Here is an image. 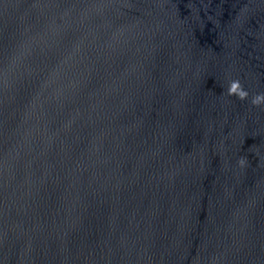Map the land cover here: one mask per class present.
I'll use <instances>...</instances> for the list:
<instances>
[{"label":"water","instance_id":"95a60500","mask_svg":"<svg viewBox=\"0 0 264 264\" xmlns=\"http://www.w3.org/2000/svg\"><path fill=\"white\" fill-rule=\"evenodd\" d=\"M262 92L264 0H0V264H264Z\"/></svg>","mask_w":264,"mask_h":264},{"label":"clouds","instance_id":"9594fccd","mask_svg":"<svg viewBox=\"0 0 264 264\" xmlns=\"http://www.w3.org/2000/svg\"><path fill=\"white\" fill-rule=\"evenodd\" d=\"M227 95L235 96L241 101H244L249 97L248 91L244 89L239 79L232 80L229 83ZM251 104L255 107L264 105V92L254 95L251 99ZM237 163L241 168H244L248 164V159L247 157H241Z\"/></svg>","mask_w":264,"mask_h":264}]
</instances>
